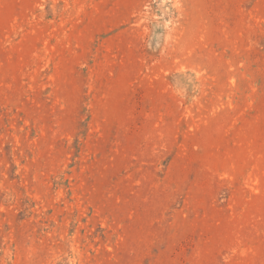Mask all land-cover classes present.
I'll return each mask as SVG.
<instances>
[{"label":"rangeland","instance_id":"rangeland-1","mask_svg":"<svg viewBox=\"0 0 264 264\" xmlns=\"http://www.w3.org/2000/svg\"><path fill=\"white\" fill-rule=\"evenodd\" d=\"M0 264H264V0H0Z\"/></svg>","mask_w":264,"mask_h":264}]
</instances>
